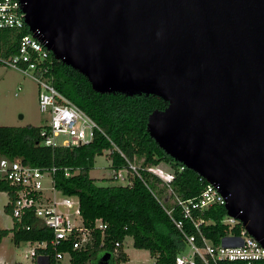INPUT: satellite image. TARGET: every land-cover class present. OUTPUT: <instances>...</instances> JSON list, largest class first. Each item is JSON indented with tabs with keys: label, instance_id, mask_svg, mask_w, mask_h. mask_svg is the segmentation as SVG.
Segmentation results:
<instances>
[{
	"label": "water",
	"instance_id": "95a60500",
	"mask_svg": "<svg viewBox=\"0 0 264 264\" xmlns=\"http://www.w3.org/2000/svg\"><path fill=\"white\" fill-rule=\"evenodd\" d=\"M21 2L30 33L95 91L167 102L150 136L264 246V0Z\"/></svg>",
	"mask_w": 264,
	"mask_h": 264
},
{
	"label": "trees",
	"instance_id": "16d2710c",
	"mask_svg": "<svg viewBox=\"0 0 264 264\" xmlns=\"http://www.w3.org/2000/svg\"><path fill=\"white\" fill-rule=\"evenodd\" d=\"M29 29L18 32L0 29V58L18 52L20 38ZM53 68L48 76L65 96L86 111L107 134L96 132L92 142L78 146H47L42 132L46 125H0V156L19 159L42 169L57 167L54 173L56 187L65 195L77 196L85 225L91 226L97 219L107 225L104 231L95 230L92 244L86 250H74L71 243L59 249L69 251L73 264H95L94 256L111 253L110 264L129 261L124 249L126 237L131 236L135 248L147 250L156 264H176L177 257L188 249L186 235H195L198 246L205 239L221 245L231 235L238 236L243 229L241 223L231 225L225 206L215 204L205 209H195L192 218H185L177 207L172 216L162 197L167 186L184 199L196 198L205 189L207 181L167 155L150 136L147 123L156 109H164L167 102L154 95L126 96L121 93H99L89 80L78 71L57 60L53 55ZM0 65H3L0 61ZM108 152L111 168L128 166V161L143 158V167L151 168L162 162L170 164L173 177L165 181L147 169L142 171L144 180L136 178L132 185H101L90 171L97 156ZM124 155V156H122ZM65 169L72 171L66 176ZM78 170L77 173H75ZM14 187L8 181L0 182V191L7 192L9 201L5 211L12 215ZM175 220H182L179 229ZM12 229L0 228V245L11 232L16 244L28 241H51L54 233L47 227H39L33 214L23 218L22 223L13 220ZM30 224L31 229L26 225ZM119 243V246L116 244ZM47 252L54 253L50 248ZM101 255V256H102ZM22 264V263H16ZM34 264H40L35 261Z\"/></svg>",
	"mask_w": 264,
	"mask_h": 264
},
{
	"label": "built area",
	"instance_id": "2783aa9c",
	"mask_svg": "<svg viewBox=\"0 0 264 264\" xmlns=\"http://www.w3.org/2000/svg\"><path fill=\"white\" fill-rule=\"evenodd\" d=\"M26 28L28 26L21 0H0V29L23 32ZM51 55V51L29 32L21 36L16 54L0 58L4 66L29 75L38 83L39 108L48 115L47 128L42 132L43 143L52 147H70L92 142L98 131L107 136L86 111L54 85L53 79L48 76L53 68ZM59 137L63 138L61 143L58 141ZM135 161H128L127 167L113 169V179L125 180V185H132L136 178L144 180L142 171L146 169L162 177L154 171V167L145 169L143 162L138 164ZM182 168L186 167L183 165ZM56 171L55 166L42 169L19 159L4 156L0 158V182L8 181L14 187L13 197L9 192L13 205V220L22 223L25 216L33 214L39 227H47L54 233L51 241H28L34 248L26 251L25 255L40 264H73L71 253L59 248L71 243L74 250H86L93 242L94 231H104L107 225L102 219H97L91 226L85 225L79 198L65 195L56 187ZM77 172L78 170L75 173ZM65 174L70 176L73 173L65 169ZM172 177V173H169L167 179L162 178L168 181ZM167 190L175 205L168 210L171 216L177 207L185 218H192L195 209L226 204V198L214 183L207 182L200 196L190 199H184L174 193L170 185ZM72 209H75L74 213L71 212ZM226 222L231 225L240 223L238 219L230 216ZM175 223L179 229H183L182 220H175ZM26 228L31 229L32 226L28 224ZM186 240L188 252L180 254L176 264H264V246L251 236L244 226L240 235H231L221 245H214L205 239V245L200 247L196 243L195 235H186ZM50 248L54 252L52 256L47 252Z\"/></svg>",
	"mask_w": 264,
	"mask_h": 264
},
{
	"label": "rangeland",
	"instance_id": "374dc122",
	"mask_svg": "<svg viewBox=\"0 0 264 264\" xmlns=\"http://www.w3.org/2000/svg\"><path fill=\"white\" fill-rule=\"evenodd\" d=\"M38 95L39 85L31 76L12 67L0 65V125L43 126L48 124V115L40 111ZM58 141L61 143L63 138L59 137ZM107 153L97 156L95 165L90 171L91 177L96 178L101 185L108 183L125 185V180L113 179L114 170L111 168ZM143 160V158H137L135 162L141 164ZM154 171L164 179L172 173L170 164L166 162L154 167ZM161 195L169 206L173 205L169 190H165ZM8 201L7 192L0 191V228L12 229L13 218L4 209ZM74 210L72 209L71 212L74 213ZM12 235L11 232L0 245V264H33V259L25 253L34 248V245L28 242L16 244ZM124 248L129 255V261L125 264H156L155 258L150 255L149 251L135 248L131 236L126 237ZM101 255L99 253L94 256L95 264H99Z\"/></svg>",
	"mask_w": 264,
	"mask_h": 264
},
{
	"label": "crops",
	"instance_id": "0c3cea01",
	"mask_svg": "<svg viewBox=\"0 0 264 264\" xmlns=\"http://www.w3.org/2000/svg\"><path fill=\"white\" fill-rule=\"evenodd\" d=\"M125 249V248H124ZM126 251V250H125ZM127 252V251H126ZM35 263V260H33V264ZM125 263H127V262H125ZM125 263H123V264H125Z\"/></svg>",
	"mask_w": 264,
	"mask_h": 264
}]
</instances>
